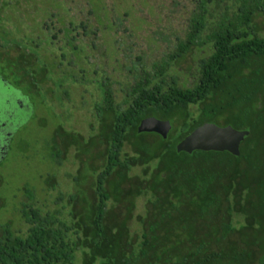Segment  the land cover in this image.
Instances as JSON below:
<instances>
[{"label":"trees","instance_id":"obj_1","mask_svg":"<svg viewBox=\"0 0 264 264\" xmlns=\"http://www.w3.org/2000/svg\"><path fill=\"white\" fill-rule=\"evenodd\" d=\"M261 12L264 0H195L175 50L150 67L135 63L121 102L110 76L95 80L102 100L93 132L59 125L42 146L50 165L74 154L73 191H59L50 208L27 185L19 209L26 230L0 224V264H264ZM87 25L80 23L84 35ZM78 28L73 21L58 28L73 53ZM26 40L0 36V75L33 94L46 80L39 74L51 78L55 63L41 56L40 41ZM200 52L188 85L171 64ZM147 117L171 122L167 138L138 131ZM207 122L249 131L239 156L177 150ZM43 183L57 190L56 174L47 172ZM140 199L143 212L135 214Z\"/></svg>","mask_w":264,"mask_h":264},{"label":"rangeland","instance_id":"obj_2","mask_svg":"<svg viewBox=\"0 0 264 264\" xmlns=\"http://www.w3.org/2000/svg\"><path fill=\"white\" fill-rule=\"evenodd\" d=\"M194 3L195 0H0V36H16L28 43L31 40L26 37L35 38L42 43L41 56L49 55L48 61L55 63L51 78L39 74L46 80L36 85L33 94L25 85L17 87L0 75V224L10 222L14 231L25 232L19 209L27 201V185L50 208L56 207L59 191H73L72 176L78 168L74 154L68 153L60 165H50L42 149L45 140L59 125L84 136L92 133L97 122L95 104L102 100L95 80L110 76L115 99L121 102V84L133 76L130 72L135 63L150 67L175 50L177 37H184L188 28ZM70 21L79 25L75 44L80 50L76 53L67 44L65 34L58 32L62 24L69 25ZM81 21L88 24L91 34L84 35ZM256 21L264 36L263 12ZM48 24L54 27L52 31L46 28ZM200 55L201 52L194 53L181 63L171 64V71L181 80L188 78V85L193 84L190 75ZM58 79L63 80L62 86L55 83ZM49 171L56 174L57 190L46 191L43 176ZM143 201H138L135 214L143 212Z\"/></svg>","mask_w":264,"mask_h":264},{"label":"water","instance_id":"obj_3","mask_svg":"<svg viewBox=\"0 0 264 264\" xmlns=\"http://www.w3.org/2000/svg\"><path fill=\"white\" fill-rule=\"evenodd\" d=\"M171 129L172 125L169 120H161L156 117L143 119L138 127L139 132H156L164 138H167ZM248 135V130H238L231 125L220 126L216 123L207 122L180 141L177 144V150L188 153L196 150L228 151L235 156H239L240 145Z\"/></svg>","mask_w":264,"mask_h":264},{"label":"flooded vegetation","instance_id":"obj_4","mask_svg":"<svg viewBox=\"0 0 264 264\" xmlns=\"http://www.w3.org/2000/svg\"><path fill=\"white\" fill-rule=\"evenodd\" d=\"M6 80V79H5Z\"/></svg>","mask_w":264,"mask_h":264}]
</instances>
